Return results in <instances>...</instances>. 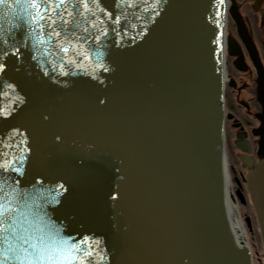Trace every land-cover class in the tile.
Listing matches in <instances>:
<instances>
[{
	"label": "water",
	"instance_id": "obj_1",
	"mask_svg": "<svg viewBox=\"0 0 264 264\" xmlns=\"http://www.w3.org/2000/svg\"><path fill=\"white\" fill-rule=\"evenodd\" d=\"M225 9L0 3V264H254L227 207Z\"/></svg>",
	"mask_w": 264,
	"mask_h": 264
},
{
	"label": "flooded vegetation",
	"instance_id": "obj_2",
	"mask_svg": "<svg viewBox=\"0 0 264 264\" xmlns=\"http://www.w3.org/2000/svg\"><path fill=\"white\" fill-rule=\"evenodd\" d=\"M223 82L231 199L253 205L249 176L261 164L264 140V0H226Z\"/></svg>",
	"mask_w": 264,
	"mask_h": 264
},
{
	"label": "rangeland",
	"instance_id": "obj_3",
	"mask_svg": "<svg viewBox=\"0 0 264 264\" xmlns=\"http://www.w3.org/2000/svg\"><path fill=\"white\" fill-rule=\"evenodd\" d=\"M236 205L246 231V240L253 253L254 264H264V245L253 205L247 198L246 203L237 201ZM247 218L251 225H248Z\"/></svg>",
	"mask_w": 264,
	"mask_h": 264
},
{
	"label": "bare ground",
	"instance_id": "obj_4",
	"mask_svg": "<svg viewBox=\"0 0 264 264\" xmlns=\"http://www.w3.org/2000/svg\"><path fill=\"white\" fill-rule=\"evenodd\" d=\"M229 183L230 182L228 180L226 194H227V207H228L229 219L233 220L239 240L247 244L248 242L246 240V231L243 222L241 220V217L238 213L237 205L234 204L233 201H231V189Z\"/></svg>",
	"mask_w": 264,
	"mask_h": 264
},
{
	"label": "snow or ice",
	"instance_id": "obj_5",
	"mask_svg": "<svg viewBox=\"0 0 264 264\" xmlns=\"http://www.w3.org/2000/svg\"><path fill=\"white\" fill-rule=\"evenodd\" d=\"M3 0H0V3H2ZM33 2L35 3V0H33ZM62 2V0H61ZM65 51H67V49H65ZM0 67H3L2 65H0ZM60 187L62 188L63 185H60ZM57 252H59L61 254V259L64 260V261H67L68 258L75 252V250H72V251H68L67 249H56ZM88 255H91V253H85V256L83 257H78L79 259V264H85V260H86V257ZM49 259H51V256L48 257ZM41 259H43V257H41Z\"/></svg>",
	"mask_w": 264,
	"mask_h": 264
}]
</instances>
